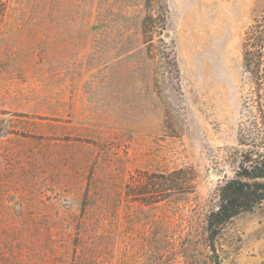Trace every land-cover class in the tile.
I'll return each mask as SVG.
<instances>
[{"label": "rangeland", "instance_id": "1", "mask_svg": "<svg viewBox=\"0 0 264 264\" xmlns=\"http://www.w3.org/2000/svg\"><path fill=\"white\" fill-rule=\"evenodd\" d=\"M257 20L264 0H0V264H264V200L207 231Z\"/></svg>", "mask_w": 264, "mask_h": 264}, {"label": "trees", "instance_id": "2", "mask_svg": "<svg viewBox=\"0 0 264 264\" xmlns=\"http://www.w3.org/2000/svg\"><path fill=\"white\" fill-rule=\"evenodd\" d=\"M244 66L251 77L252 92L247 99L252 121L240 142L247 146L231 178L220 185L216 206L207 215L208 239L212 247L224 224L238 214L252 210L264 200V23L257 20L244 39ZM249 127V128H248ZM183 170L160 176L156 187L177 185L174 178ZM159 191V190H158ZM218 263V262H217ZM219 264V263H218Z\"/></svg>", "mask_w": 264, "mask_h": 264}]
</instances>
